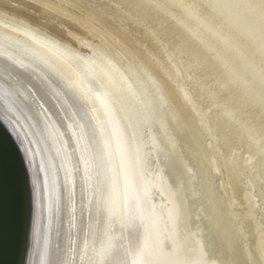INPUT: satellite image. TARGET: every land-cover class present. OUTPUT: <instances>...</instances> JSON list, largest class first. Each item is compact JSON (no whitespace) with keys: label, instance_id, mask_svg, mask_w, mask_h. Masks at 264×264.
I'll list each match as a JSON object with an SVG mask.
<instances>
[{"label":"bare ground","instance_id":"1","mask_svg":"<svg viewBox=\"0 0 264 264\" xmlns=\"http://www.w3.org/2000/svg\"><path fill=\"white\" fill-rule=\"evenodd\" d=\"M39 1L90 34L74 33L77 47L0 7V117L21 142L33 188L28 263L132 264L147 232L150 254L164 264H264V183L254 179L249 187L250 180L240 181L232 163L243 165L249 158L244 151L233 158L224 152L220 137L208 129L210 116H201L192 84L180 81L178 92L163 91L152 69L127 53L111 30L95 26L91 17L70 14L64 0ZM153 1L178 13L195 50L216 49V63L237 69L224 77L225 84L249 73L264 84V71L200 16L204 4L264 56L259 0ZM173 125L179 133L168 131ZM227 185L242 193L240 200ZM203 191L221 238L219 258L192 211L193 195ZM197 210L207 212L200 205ZM245 226L252 230V246ZM108 240L111 248L99 254Z\"/></svg>","mask_w":264,"mask_h":264},{"label":"rangeland","instance_id":"2","mask_svg":"<svg viewBox=\"0 0 264 264\" xmlns=\"http://www.w3.org/2000/svg\"><path fill=\"white\" fill-rule=\"evenodd\" d=\"M154 2L155 4H153ZM157 3L153 0L62 1V5L70 14H79V16L86 18L91 17L95 26L111 30L115 34L113 39L121 40L118 43L124 47L127 53L139 57L140 60L142 59V63L144 62L143 64L152 69L151 71L155 74L157 81L164 85L162 87L163 91L172 88V91L178 92L180 81L192 84L194 98L198 106L202 108L201 116H210L211 124H209L208 129L220 137L218 144L224 152L230 153L233 158L240 151H244L246 152L244 157L249 158L244 161L243 165L235 159L232 163L235 171L239 174L240 181H245L247 185L250 180L249 187L253 185L252 181L254 179L262 180L264 183V84L257 82L252 73L246 74L242 81L228 80V83L225 84L224 80L226 76L228 77L229 72H234L237 69L234 66L228 68L225 65L222 66L220 63H216L215 60L218 55L216 49L208 50L205 53L195 50L186 36L189 32L184 29L178 20V13L175 11L174 14L169 13L161 6L162 4L158 3V5ZM200 6L202 7L200 16L217 28L229 41L233 42L236 50L241 51L264 71V56L256 49L253 42L246 39L227 23L221 22L209 7L204 4H200ZM0 7L9 12L22 15L37 25L43 24L42 26L52 31L55 38L57 37L61 41L67 40L77 47L79 46V40L74 36V33L81 36H89L90 34V31L84 25L71 16L45 8V5L41 4L39 0H0ZM123 40L125 44L121 43ZM87 48L81 47L84 53H90V48ZM240 74L243 73L240 72ZM246 85L251 87L248 88ZM165 107L167 117H171L169 105L166 104ZM227 110L233 111L232 117L227 115ZM189 112L198 121V114L190 109ZM200 127L202 131H199L202 135L205 129L203 126ZM177 130L178 128L174 125L168 128V131L179 133V130ZM165 144L170 146L168 140H165ZM231 150H234L233 153ZM248 151H252L255 157H249L250 153ZM240 156L241 154L237 158H240ZM212 165L214 166V163ZM212 165L210 170L214 169ZM246 169L250 170V177H247ZM260 173L263 175L262 177H260ZM253 174H257V176H253ZM198 180L200 179L197 178L195 187L200 189V187L202 188V182ZM216 181L221 182V179L216 178ZM223 186L224 184H221V188ZM231 190H233L231 186L227 185V192L235 195L233 196L235 199L240 200L242 193L237 192L234 194V190ZM222 191L226 194L224 189ZM259 196L261 197L260 193ZM194 197L192 211L195 214L193 215L196 216V219L197 217L198 219L201 218L200 220L205 226L204 236L206 241L213 246L211 247L213 256L219 258L221 238L216 235L217 228L214 229L216 227L213 223L214 219H210L211 214L209 215L208 212L210 201L206 199L205 193L198 194V196L193 195ZM205 200H207L206 203ZM207 203L209 204L207 205ZM198 205L202 206L207 212L196 211ZM238 208L243 212L245 210L244 207ZM245 228L248 235H250L248 239L252 246V230L248 226H245ZM240 237H242V234ZM244 239L243 236L239 240L243 242Z\"/></svg>","mask_w":264,"mask_h":264},{"label":"water","instance_id":"3","mask_svg":"<svg viewBox=\"0 0 264 264\" xmlns=\"http://www.w3.org/2000/svg\"><path fill=\"white\" fill-rule=\"evenodd\" d=\"M0 258L4 264H29L33 229V188L21 142L0 117Z\"/></svg>","mask_w":264,"mask_h":264},{"label":"snow or ice","instance_id":"4","mask_svg":"<svg viewBox=\"0 0 264 264\" xmlns=\"http://www.w3.org/2000/svg\"><path fill=\"white\" fill-rule=\"evenodd\" d=\"M261 15L264 17V0H259ZM251 3H246L245 7H251ZM5 158V150L2 145H0V172H2L3 164ZM143 217H141V220ZM129 222H132V218H129ZM149 234L147 232L144 233L142 243L137 247L136 252L134 254V258L132 260V264H164L163 261L154 259L153 256L149 252ZM111 241L108 240L102 246L99 254H106L108 250L111 248ZM0 264H4L2 258H0Z\"/></svg>","mask_w":264,"mask_h":264}]
</instances>
